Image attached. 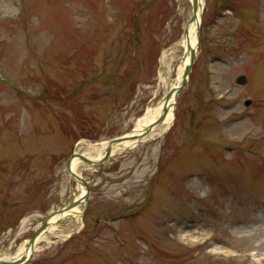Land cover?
<instances>
[{
	"label": "rangeland",
	"instance_id": "374dc122",
	"mask_svg": "<svg viewBox=\"0 0 264 264\" xmlns=\"http://www.w3.org/2000/svg\"><path fill=\"white\" fill-rule=\"evenodd\" d=\"M192 13L0 0V258L82 193L74 154L131 133L177 85ZM198 41L168 130L81 164L85 214L50 227L27 264H264V0H204Z\"/></svg>",
	"mask_w": 264,
	"mask_h": 264
},
{
	"label": "bare ground",
	"instance_id": "6f19581e",
	"mask_svg": "<svg viewBox=\"0 0 264 264\" xmlns=\"http://www.w3.org/2000/svg\"><path fill=\"white\" fill-rule=\"evenodd\" d=\"M177 1L180 2L181 0H177ZM199 1H200L199 16H198L196 21L191 22L187 25L185 35L183 36L181 41L178 43L179 46H182L184 48V52H185L184 61H183L182 67L180 68V71H179V82L184 79V76L186 74V71H187V68L189 65L191 51H190L188 45L190 43L196 44L197 34H198V26H200L202 24V12H203V10H202L201 4L203 5L204 1L203 0H199ZM173 49L174 48H166L163 50L161 58H160L162 65H164V63H167L171 54L173 53L172 52ZM172 89L169 91L166 98L157 107L149 109L143 117L138 119L135 131L128 133L127 136L132 137L134 133L138 134V133L142 132L148 125H150L153 122H155L156 120H158V118L160 117V115L162 113V110L165 107L166 100L169 98L170 99L169 112L165 116L162 124L158 128H156L151 134L144 137L143 141L147 140L149 137L162 135L168 130V128L171 126V124L174 122V119H175L174 106L171 103L173 101V96H174ZM139 143H140V140H138V139L124 140V141L116 144L114 147L111 148L110 156L113 157L116 154H121L127 150L135 148ZM108 146H109V142H101V143H97V144H91L89 146L88 154H84V155L90 159H99L104 155ZM81 164H82V162L80 161V159L76 158L72 161V168L74 170H77V168ZM82 210H83L82 206L79 205V206L74 208L73 213L70 215L78 216L81 214ZM53 220H55V218H53L51 221H53ZM245 227H247V226H245ZM245 227L239 228V233H244L246 231ZM261 227H262L261 230H263L264 229V222H261ZM185 235H189V234L187 233ZM217 248H219V247L213 246V249L216 250ZM25 249H26V244H23L18 249V251L16 252L15 255L5 256L3 259L8 261L9 263H14L17 259H19L22 256ZM30 254H31V251L28 252V254H27L28 257Z\"/></svg>",
	"mask_w": 264,
	"mask_h": 264
},
{
	"label": "water",
	"instance_id": "95a60500",
	"mask_svg": "<svg viewBox=\"0 0 264 264\" xmlns=\"http://www.w3.org/2000/svg\"><path fill=\"white\" fill-rule=\"evenodd\" d=\"M194 4H195V7H196V11H195L194 17L192 19L193 21L196 19V16L198 14V12H197V0H194ZM190 48L192 50V56H191L190 65H189L188 70L186 71V75L184 77V81L182 82V84L178 88L179 89L178 92H180L186 86V83H187L189 74H190V72L192 70V65H193V62H194V58H195V54H196V49L193 46H191V45H190ZM245 81H246V78L245 77H241L239 79V82L240 83H245ZM168 104H169V101H167V104L166 105H168ZM167 107L168 106L165 107L163 113L161 114L160 118L156 122H154L150 126L146 127L144 129V131H143L142 134H137V135L134 136V138H142V137L146 136L149 132H151L152 130H154L156 127H158L162 123L164 117L168 113V108ZM125 139H128V137L121 136L119 138H116L114 140H111L110 141V146L108 147V149L106 150V153L104 154V156L100 160L94 161V160H90V159H88V158H86L84 156H78V158H80L82 161H84L85 163H88V164H101V163L105 162L109 158V153H110L111 148L114 145H116L117 143H119V142H121V141H123ZM71 173L74 176V178L77 181H79L85 187V191L86 192H85V194L82 197L78 198V200L73 205L68 206V207H66V208L58 211L56 214H54V216L56 215V216H59L60 218L66 212L71 211L74 208V206H76L77 204L84 203L85 206H87V204H88V198H89V187H88V183L81 176H79L78 174H76L72 169H71ZM47 225H48V222H45L39 228L38 232L35 234V236L33 237V239L30 241V244L28 246V250L33 249V247H34V245L36 243L37 238L41 235L42 231L46 228ZM25 256L26 255L24 254V256H23L22 259H24ZM22 259L19 260V261H17L16 264L21 263L23 261ZM0 264H10V263L0 259Z\"/></svg>",
	"mask_w": 264,
	"mask_h": 264
}]
</instances>
